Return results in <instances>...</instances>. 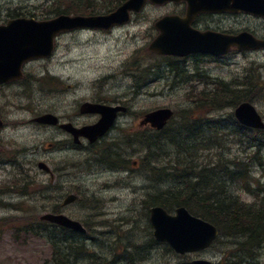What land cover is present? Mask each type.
<instances>
[{
  "label": "rangeland",
  "instance_id": "1",
  "mask_svg": "<svg viewBox=\"0 0 264 264\" xmlns=\"http://www.w3.org/2000/svg\"><path fill=\"white\" fill-rule=\"evenodd\" d=\"M52 2L0 0V21L11 13L30 14L40 19L51 17L55 15ZM69 2L75 7L98 13L107 12L108 9L104 0H75V3L73 0H62L61 4ZM87 3L90 6H86ZM64 5H61L62 9H65ZM176 10H181L176 4H149L125 25L110 30L87 28L64 33L58 37L52 56L25 65L27 78L16 86L0 87V115L7 121V126L0 132V142L4 145L0 158H14L23 163L22 169L18 167L19 171L10 165H0V183L11 177L26 180L25 173L29 169L42 181L45 176L37 167L40 160H48L52 165L65 161L79 162L74 180L68 177L64 183L59 181L53 187L55 190L48 192L52 197L49 205L56 202L58 195L78 193L79 200L63 208L64 212L93 224L96 232L104 233H94L95 240L90 237L85 239L86 249L68 246V242L61 239L64 235L58 233L59 238L54 239V244L72 263L171 264L181 260L180 255L166 248V244L151 242L153 237L152 228L149 227L147 194L150 196V193L171 186L175 189V185L179 184L170 177L157 176L149 167L148 162L152 165L165 164L159 152L156 151L158 155L155 156V150L151 154L149 148L135 139L131 141L129 137L130 133L145 132L147 126L144 127L141 122L146 113L169 107L175 110L173 121L180 118V113L181 119L185 120L193 115L202 116L205 120L219 116L229 118L234 108L226 107L227 104L216 108L214 105H201L198 101L197 92L204 87L215 88V84L211 83L216 78V82L224 81L233 89L237 81L244 82L237 88L252 95L248 101L255 105L264 119V49L233 51L223 61L194 55L196 57L185 58L180 63L173 62L172 65L169 63L171 59L150 51V43L159 35L155 22ZM221 24L222 28L228 30L248 28L264 37L263 19L246 15L237 18L227 16ZM176 64H180L179 67H175ZM198 72L208 75L210 79L204 84L197 83L198 80L192 82ZM255 78L258 81L248 86L249 81ZM85 101L120 102L129 108L104 137L105 146L113 154L122 156L118 158L127 161V169L96 161L98 147L92 149L87 141H84L83 148H78L80 150H65V146L60 144L65 134L60 133L57 127L32 121L35 116L52 112L76 125L93 123L99 117L97 114L80 113V105ZM229 152V157L234 154L247 155L239 145H231ZM109 162L117 165L112 160ZM253 170L255 176L261 174L257 165ZM217 179L213 178L212 182ZM234 187L243 200L249 204L253 202L255 198L245 192L240 184ZM37 196L34 194V198ZM13 198L15 202L25 204H21L23 209L19 211L0 206V264H55V261H51L53 248L47 236L30 235L20 242L13 239L14 227L23 223V217L32 214L39 218L46 212L47 205L42 199L31 201L19 195ZM10 217L16 219L2 223ZM100 222L106 224H95ZM243 240L242 237L224 235L219 243L217 241L209 249L189 257L209 258L219 264H247L246 261L253 257L235 251V244ZM124 245L129 253L126 257L118 252ZM257 254L256 260L264 263V246Z\"/></svg>",
  "mask_w": 264,
  "mask_h": 264
},
{
  "label": "trees",
  "instance_id": "2",
  "mask_svg": "<svg viewBox=\"0 0 264 264\" xmlns=\"http://www.w3.org/2000/svg\"><path fill=\"white\" fill-rule=\"evenodd\" d=\"M61 1L53 0L52 12L55 14L88 11L75 7L71 2L61 4ZM123 1L106 0L107 11L116 8ZM86 6L90 4L87 3ZM198 98L202 104L214 106L229 99L227 106L233 107L242 100L252 99V95L226 85L220 93L213 92L210 95L204 92ZM231 118L233 121L229 125L222 124L218 119L205 123L202 118L186 120L187 123L180 124L178 119L162 131L146 129L144 133L135 134L136 136L131 134L129 137L131 136V141L135 139L149 148L151 154L155 150L157 156L156 151L159 152L164 157L165 164L152 165L148 162L149 167L157 176L170 177L179 184L175 185V189L171 186L150 193V196L147 194L148 204L162 205L168 209L187 206L193 214L218 226L223 236L242 237L244 240L235 244V251L245 252L253 257L246 261L247 264H262L256 259L258 250L264 246V179L261 178L264 174L259 178L255 177L251 165L256 163L258 167H263L264 172V130L248 129L233 116ZM230 143L239 145L248 154L245 157H229L227 144ZM106 153L102 154L104 159L109 161L113 158L106 156ZM216 177L218 179L212 182ZM236 184L243 186L245 192L255 198L252 203L249 204L240 197L234 187ZM31 230L36 234L42 232L39 229ZM119 253L126 257L129 254L127 246L122 247ZM64 255H60L63 264H77L75 261H68ZM177 264L191 262L182 260Z\"/></svg>",
  "mask_w": 264,
  "mask_h": 264
},
{
  "label": "water",
  "instance_id": "3",
  "mask_svg": "<svg viewBox=\"0 0 264 264\" xmlns=\"http://www.w3.org/2000/svg\"><path fill=\"white\" fill-rule=\"evenodd\" d=\"M147 0H127L117 11L103 16H60L48 22H35L33 20H12L8 25H0V83L21 77V67L24 61L50 55L53 51L54 36L62 31L75 27H102L109 28L115 23H124L130 19V10L140 11ZM162 4L170 0H151ZM181 1V0H174ZM187 16L179 18L166 16L156 25L161 30L160 35L151 44V49L161 54L186 55L190 52L211 51L223 54L229 51L231 44H238L242 36L231 37L227 40L228 47H214L207 37H196L191 33L190 23L201 11H248L264 16V0H187ZM247 48L264 46V40H246ZM242 49V46L239 45ZM120 107H110L96 103L85 102L81 112H99L102 118L94 125L76 128L71 123L62 127L72 132L76 141L80 135L88 137L94 142L102 136L113 124L116 113ZM170 109H159L147 114L146 121L162 128L171 117ZM236 115L244 124L253 127H264V123L253 105L243 103L236 109ZM35 120L56 124L58 118L54 114H44ZM41 167L45 165L40 164ZM152 221L156 228L155 235L159 240L168 241L177 251L183 253L205 248L210 245L218 232L215 226L192 216L185 208L178 209L177 216H169L157 207L152 209ZM60 224L81 229L79 223L71 221L64 215L43 216ZM207 264L205 262H201Z\"/></svg>",
  "mask_w": 264,
  "mask_h": 264
},
{
  "label": "flooded vegetation",
  "instance_id": "4",
  "mask_svg": "<svg viewBox=\"0 0 264 264\" xmlns=\"http://www.w3.org/2000/svg\"><path fill=\"white\" fill-rule=\"evenodd\" d=\"M181 5V4H180ZM183 6V5H182ZM175 14H179V15H184L185 14V10H177L174 12ZM227 15H231L232 17H241L244 16V14H226V13H219V14H200L198 15L194 21H193V27L200 29V30H215V31H220V32H229V33H239L244 29H239V30H228L225 28H222V22H224V20L227 18ZM249 16V15H246ZM210 22L216 24L213 25ZM248 29V28H246ZM250 30V29H249ZM19 82L14 83V84H9L8 86H16L18 85ZM63 121H66L65 119H63ZM59 128V126H57ZM62 129L59 128V131H61ZM65 131H61V133H64ZM69 140V141H68ZM68 143V147H72L71 145H73L76 148H79L80 145H74L71 142V136L70 134L67 135V138L64 139V141L62 142H66ZM5 165H10L13 167L14 170H18V167L20 166L19 169H22V162H19L17 159L14 158H1L0 159V163H3ZM19 171V170H18ZM77 171V170H76ZM25 175L27 176V181H34L36 178L34 176L33 170L29 169L26 171ZM45 178H44V184L48 186V188L50 187V185L52 183L55 182H59L60 183H64L68 177L75 179L76 178V174L72 173L70 170L68 171V169L66 168V164L65 162L62 164H58V165H53L51 171H45L44 173ZM25 179H22L21 177H11L5 184L4 186L0 187V199H3L4 201L8 202V203H12L11 201L14 200V192L16 188H18L17 186H19L22 189L26 188V184H25ZM24 182V183H23ZM3 190H8V192H5L3 194H1V192ZM49 199V198H48ZM45 196V200L48 204L47 208H49V200H48ZM2 200V201H3ZM54 211H56V209H52Z\"/></svg>",
  "mask_w": 264,
  "mask_h": 264
},
{
  "label": "bare ground",
  "instance_id": "5",
  "mask_svg": "<svg viewBox=\"0 0 264 264\" xmlns=\"http://www.w3.org/2000/svg\"><path fill=\"white\" fill-rule=\"evenodd\" d=\"M74 96V95H73ZM243 103H245V100H242L238 105H241V104H243ZM251 104H253L252 102H250ZM33 127V126H32ZM30 128V127H29ZM31 129V128H30ZM26 133V132H25ZM41 137V136H40ZM115 186V185H114ZM109 187V186H108ZM110 198V197H109ZM108 202V201H107Z\"/></svg>",
  "mask_w": 264,
  "mask_h": 264
}]
</instances>
